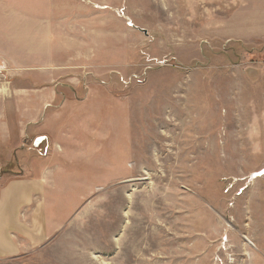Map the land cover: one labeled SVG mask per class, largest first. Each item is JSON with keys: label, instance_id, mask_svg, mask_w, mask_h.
<instances>
[{"label": "rangeland", "instance_id": "374dc122", "mask_svg": "<svg viewBox=\"0 0 264 264\" xmlns=\"http://www.w3.org/2000/svg\"><path fill=\"white\" fill-rule=\"evenodd\" d=\"M262 169L264 0H0V189L58 222L0 264H264Z\"/></svg>", "mask_w": 264, "mask_h": 264}, {"label": "crops", "instance_id": "0c3cea01", "mask_svg": "<svg viewBox=\"0 0 264 264\" xmlns=\"http://www.w3.org/2000/svg\"><path fill=\"white\" fill-rule=\"evenodd\" d=\"M42 179H13L0 189V258L26 253L57 230ZM49 214V215H48Z\"/></svg>", "mask_w": 264, "mask_h": 264}, {"label": "water", "instance_id": "95a60500", "mask_svg": "<svg viewBox=\"0 0 264 264\" xmlns=\"http://www.w3.org/2000/svg\"><path fill=\"white\" fill-rule=\"evenodd\" d=\"M263 174H264V169H262V170H260L258 172H254L252 174V177H258V176L263 175Z\"/></svg>", "mask_w": 264, "mask_h": 264}, {"label": "bare ground", "instance_id": "6f19581e", "mask_svg": "<svg viewBox=\"0 0 264 264\" xmlns=\"http://www.w3.org/2000/svg\"><path fill=\"white\" fill-rule=\"evenodd\" d=\"M245 237V236H244Z\"/></svg>", "mask_w": 264, "mask_h": 264}]
</instances>
